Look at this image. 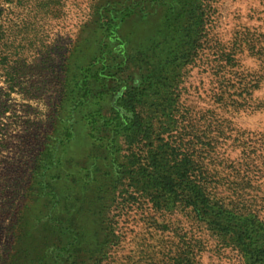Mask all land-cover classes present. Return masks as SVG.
<instances>
[{"label": "trees", "instance_id": "16d2710c", "mask_svg": "<svg viewBox=\"0 0 264 264\" xmlns=\"http://www.w3.org/2000/svg\"><path fill=\"white\" fill-rule=\"evenodd\" d=\"M15 1L35 8L29 25L41 32L63 16L66 2ZM88 2L89 13L79 23L69 47H63L66 57L50 130L39 144L28 175L18 182L7 175L1 177L0 264H78L93 256L100 263L110 237H116L112 212L118 216L135 209L163 214L178 202L192 207L208 227L237 229L238 240L252 239L253 227L216 201L213 176L197 152L196 127L186 113L178 111L177 80L176 86L172 82L165 85L168 75L150 71L118 93L107 84L117 45L129 46L139 62L146 52L148 62L150 50L171 40L178 52L173 60L187 67L208 34L210 0H123L111 8L105 3L100 11L96 0ZM41 21L42 27H36ZM47 30L44 37L50 38L49 27ZM4 31L0 25L1 44L6 43ZM43 46L53 49L50 43ZM11 54L0 53L2 68L11 61ZM157 84L167 88L169 98L166 105H151L149 111L141 98ZM172 86L176 90L170 93ZM74 105L87 111L69 115ZM78 126L84 131L81 137L86 138L89 152L81 163L73 164L62 147L76 140ZM90 214L97 215L109 231L106 244L93 251L83 233ZM235 219L237 226L231 225ZM44 227L49 229L48 236L43 235ZM256 242L237 243L264 264V241Z\"/></svg>", "mask_w": 264, "mask_h": 264}, {"label": "rangeland", "instance_id": "374dc122", "mask_svg": "<svg viewBox=\"0 0 264 264\" xmlns=\"http://www.w3.org/2000/svg\"><path fill=\"white\" fill-rule=\"evenodd\" d=\"M122 2L96 0V8L100 11L105 3L111 8ZM88 4V0H66L63 16L52 20L50 38H45L48 27L41 32L29 25L35 8L0 0L6 42H0V53L12 52L10 59L15 61L4 68L0 65V180L7 175L24 181L28 175L39 144L50 130L66 57L63 47H69L89 13ZM207 7L208 34L187 67L173 60L178 52L171 40L150 50L148 62L146 52L139 62L129 46L117 45L107 84L118 93L150 71L168 75L165 85L176 86L177 80L178 111L186 113L196 127L197 152L213 176L216 201L253 227L252 239L238 240L237 229L208 227L192 207L178 202L163 214L135 209L118 216L112 212L117 238L110 237L106 244L108 226L90 214L84 241L91 251L105 242V255L100 263L93 256L78 264H261L238 243L264 241V0H210ZM42 23L35 26L41 28ZM47 43L53 49L43 46ZM99 51L103 53L104 47ZM176 88L172 86L170 93ZM152 89L141 98L149 111L151 105H166L169 98L166 87L157 84ZM75 107L69 115L87 111ZM77 129L76 140L62 147L73 164L81 163L89 152L86 138L81 137L84 131L80 126ZM103 171L101 167L100 174ZM100 174L96 175L102 179ZM236 220L231 225L237 226ZM42 232L50 234L47 227Z\"/></svg>", "mask_w": 264, "mask_h": 264}]
</instances>
